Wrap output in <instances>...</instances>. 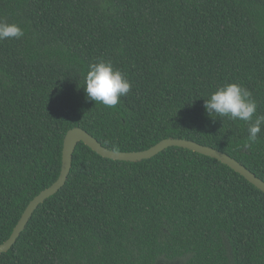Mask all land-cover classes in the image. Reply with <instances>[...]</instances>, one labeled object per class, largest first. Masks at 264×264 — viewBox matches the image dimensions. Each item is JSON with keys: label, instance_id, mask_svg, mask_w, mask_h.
I'll list each match as a JSON object with an SVG mask.
<instances>
[{"label": "trees", "instance_id": "obj_1", "mask_svg": "<svg viewBox=\"0 0 264 264\" xmlns=\"http://www.w3.org/2000/svg\"><path fill=\"white\" fill-rule=\"evenodd\" d=\"M21 27L0 41V244L60 173L81 128L115 152L165 139L223 152L264 182V128L207 116L237 83L264 115V0H0ZM126 74L115 107L89 100V64ZM0 264H264V192L179 147L136 162L78 143L64 186L41 203Z\"/></svg>", "mask_w": 264, "mask_h": 264}, {"label": "clouds", "instance_id": "obj_2", "mask_svg": "<svg viewBox=\"0 0 264 264\" xmlns=\"http://www.w3.org/2000/svg\"><path fill=\"white\" fill-rule=\"evenodd\" d=\"M24 36L21 27L0 19V41L20 39ZM131 90V82L126 74L115 68L110 60L100 58L89 64L85 74L84 91L89 100L101 103L106 107H115L120 98ZM204 109L208 117H227L233 121L248 123L246 146L257 142L262 128L264 115L257 114V103L246 87L237 83H228L217 87L204 99Z\"/></svg>", "mask_w": 264, "mask_h": 264}, {"label": "water", "instance_id": "obj_3", "mask_svg": "<svg viewBox=\"0 0 264 264\" xmlns=\"http://www.w3.org/2000/svg\"><path fill=\"white\" fill-rule=\"evenodd\" d=\"M80 142L85 144L92 151L103 158L114 161L128 162H136L144 159H149L169 147H179L187 149L219 161L220 163L226 165L228 168L242 176L247 182L264 192V182L256 177L247 168L238 163L236 160L223 152H219L215 149L202 146L193 141L183 139H165L160 141L153 147L141 152H115L103 147L93 136H91L83 129L73 128L66 133L63 140L61 167L57 180L29 202L17 224L13 228V231L9 238L4 243L0 244V254L7 252L15 244L20 233L24 230L26 224L28 223L32 214L38 208V206L49 197L56 194L64 186L71 170L74 150L77 144Z\"/></svg>", "mask_w": 264, "mask_h": 264}]
</instances>
